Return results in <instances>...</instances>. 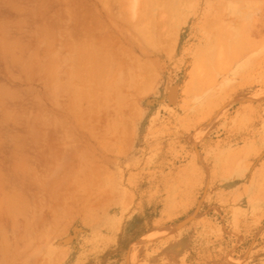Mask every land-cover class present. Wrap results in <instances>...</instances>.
<instances>
[{
  "label": "rangeland",
  "instance_id": "374dc122",
  "mask_svg": "<svg viewBox=\"0 0 264 264\" xmlns=\"http://www.w3.org/2000/svg\"><path fill=\"white\" fill-rule=\"evenodd\" d=\"M186 2L69 0L45 96L0 66V264H264V0Z\"/></svg>",
  "mask_w": 264,
  "mask_h": 264
},
{
  "label": "crops",
  "instance_id": "0c3cea01",
  "mask_svg": "<svg viewBox=\"0 0 264 264\" xmlns=\"http://www.w3.org/2000/svg\"><path fill=\"white\" fill-rule=\"evenodd\" d=\"M42 1L44 0H40V2L39 0H0V66L2 68L36 67L37 87L39 82L41 84H49L56 81L54 74L55 68H60L61 65L65 67H70V65H72V63H70V45L60 48L59 30L62 18H66L69 35V33H71L70 20H73L75 15V11L70 12L69 0H67V17H63L65 8L61 4L65 2L60 4L61 0H55V6L50 10L51 12L49 13L51 14L47 16V18H51V23L44 24L43 27L42 21L44 16H40V18L37 19L35 16L37 6L42 5ZM39 23L40 25L37 27L32 41L33 44L28 47L26 34L29 25L33 26L34 29L35 25ZM73 50L75 57V49ZM47 68H51V73L45 71ZM3 75L7 74L3 73L2 76ZM3 77H0V83L5 82V78ZM42 89V94L45 96L44 84L42 85ZM55 94L54 90H51V92L46 95L53 112L54 103H56L57 99L59 100L58 95ZM67 95L69 103L65 106V113L70 117L73 114L74 108L73 104H70L73 95ZM38 96L41 97V94L40 90L38 91L37 89L36 97L38 98ZM47 129L50 128L47 127ZM51 129L54 130V127H51Z\"/></svg>",
  "mask_w": 264,
  "mask_h": 264
},
{
  "label": "bare ground",
  "instance_id": "6f19581e",
  "mask_svg": "<svg viewBox=\"0 0 264 264\" xmlns=\"http://www.w3.org/2000/svg\"><path fill=\"white\" fill-rule=\"evenodd\" d=\"M181 1H182V0H181ZM183 1H184L185 3H187V2H186L187 0H186V1L183 0ZM188 2H190V1H188ZM226 2H227V1H226ZM236 2H237V1H236ZM185 3H183V5H184ZM234 3H235V2H234ZM239 3H240V1H239ZM218 4H219V3H218ZM186 5H187V4H186ZM190 5H191V2H190ZM215 5H216V4H215ZM223 5H224V4H223ZM240 5H241V4H240ZM247 5H248V4H247ZM220 6H222V5H220ZM244 6H245V5H244ZM189 8H190V7H189ZM217 8H218V7H217ZM218 9H220V8H218ZM218 9H217V10H218ZM240 10H241V9H240ZM220 11H221V10H220ZM220 11H216V12H220ZM243 11H244V10H243ZM216 12H215V13H216ZM224 12H225V11H224ZM244 12H246V11H244ZM220 13H221V12H220ZM241 13H242V12H241ZM207 24H208V23H207ZM200 49H201V48H200ZM200 49H197L196 52L198 53V50H199V53H200V52L202 51V49H201V51H200ZM197 53H196V54H197ZM194 57H195V56H194ZM197 57L200 59L199 55H198ZM197 57H195V58H197ZM198 58H197V59H198ZM199 59H198V60H199ZM198 60H197V61H198ZM193 73H194V71H193ZM156 231H158V230H156ZM161 231H162V230H161ZM161 231H160V232H154V231L152 230V231L148 232L147 234H145V235L143 236V238H141V239L145 240L144 238H153V237H155V236H158V235H159L158 233L162 234ZM155 238H156V237H155ZM138 242H139V241H135V242L132 244V246H131V251H132V253H133V250L137 247L136 244H138ZM134 251H135V250H134Z\"/></svg>",
  "mask_w": 264,
  "mask_h": 264
}]
</instances>
